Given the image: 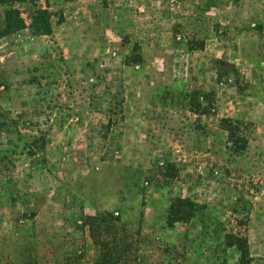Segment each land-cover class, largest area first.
Listing matches in <instances>:
<instances>
[{"label": "rangeland", "instance_id": "obj_1", "mask_svg": "<svg viewBox=\"0 0 264 264\" xmlns=\"http://www.w3.org/2000/svg\"><path fill=\"white\" fill-rule=\"evenodd\" d=\"M75 2L39 0L42 35L29 4L2 35L0 6V264H241L229 233L264 264V0H167L181 42L158 75L107 19L119 1L97 21ZM226 117L244 121L241 154ZM177 196L205 209L168 227ZM107 212L120 219L89 218Z\"/></svg>", "mask_w": 264, "mask_h": 264}, {"label": "trees", "instance_id": "obj_2", "mask_svg": "<svg viewBox=\"0 0 264 264\" xmlns=\"http://www.w3.org/2000/svg\"><path fill=\"white\" fill-rule=\"evenodd\" d=\"M39 0H0V6L4 8L5 18L4 26L1 31L2 35L15 33L27 27L26 20L22 16V10L19 7L21 4H29L34 7L32 22L30 26L33 28L34 35L51 34L53 27L51 23V13L48 9L36 8ZM221 64L232 66L227 61H219ZM244 121L235 118H223L221 126L228 131V139L231 143V150L236 154L244 152L249 144V138L243 132L241 127ZM205 209V205L200 204L188 197H174L172 198L167 211L166 225L173 227L177 222H190L198 213ZM112 213H104L97 217H89L94 220H106L112 222L119 220V217L113 218ZM226 243L229 246H236L240 252V263L250 264L251 255L249 242L247 237L229 233L226 235Z\"/></svg>", "mask_w": 264, "mask_h": 264}, {"label": "crops", "instance_id": "obj_3", "mask_svg": "<svg viewBox=\"0 0 264 264\" xmlns=\"http://www.w3.org/2000/svg\"><path fill=\"white\" fill-rule=\"evenodd\" d=\"M119 1L118 8L107 9L102 6V0H76L75 5L73 3L69 4L70 11H76L80 15L82 20L93 19L100 20V13L103 11L102 7L105 9L104 13H107V19L109 15L115 13L118 24L123 25L124 21H128L131 26L129 29L133 28L142 38L141 43L144 45L145 52L142 53L144 59L153 62H159L160 65L157 69H149V73L158 75L163 74L165 70L162 67V60L165 58L173 59V55H169L177 45L181 42L179 39L173 35L177 31L174 29V24L171 19L167 20L169 17V12L166 10L167 0H117ZM122 3H121V2ZM134 1L139 2V6H143L145 11L139 12L135 8V18L132 17L131 11L127 8L129 5L134 3ZM124 8V10H123ZM108 11V12H107ZM125 11V12H124ZM139 12V13H138ZM104 16V14H103ZM111 18V16H110ZM107 22H110L107 20ZM174 22V21H173ZM156 65V64H155Z\"/></svg>", "mask_w": 264, "mask_h": 264}]
</instances>
